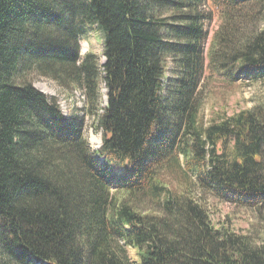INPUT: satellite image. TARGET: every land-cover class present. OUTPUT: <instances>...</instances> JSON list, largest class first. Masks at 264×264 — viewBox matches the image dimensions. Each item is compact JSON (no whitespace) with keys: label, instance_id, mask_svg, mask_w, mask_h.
<instances>
[{"label":"trees","instance_id":"16d2710c","mask_svg":"<svg viewBox=\"0 0 264 264\" xmlns=\"http://www.w3.org/2000/svg\"><path fill=\"white\" fill-rule=\"evenodd\" d=\"M206 2L0 0V264H264V244L160 176L182 158L203 191L264 205V104L199 120L207 69L264 78V0H213L207 50ZM85 24L102 63L81 54ZM36 75L83 91L84 108L65 116ZM82 111L103 132L95 151Z\"/></svg>","mask_w":264,"mask_h":264},{"label":"rangeland","instance_id":"374dc122","mask_svg":"<svg viewBox=\"0 0 264 264\" xmlns=\"http://www.w3.org/2000/svg\"><path fill=\"white\" fill-rule=\"evenodd\" d=\"M213 0H207L203 10H211L213 18L207 21L205 29L207 32V45L220 25L219 8L215 9ZM264 16V13H263ZM264 26V20L259 24ZM84 34L81 38V54L93 52L99 57L102 63L105 61L103 55V32L97 25L85 24ZM32 82L37 89L57 100L65 116H72L80 110L82 100L80 89L65 88L54 80L44 76H34ZM81 91V90H80ZM201 108L199 114L200 123L207 126L212 121L222 116L233 115L239 111L251 109L258 104H264V78L259 81L251 77H242L237 80L229 79L218 71L207 69L205 78L200 89ZM107 101V89L102 82L100 86V98L98 113ZM85 106V105H84ZM85 122V137L91 147L99 149L102 145L103 132L96 131L95 115L80 112ZM181 165L167 168L162 171L163 182L177 193L190 192L209 211L212 222L215 226H225L238 234L248 235L257 244H264V205L252 208L237 205L232 202L223 201L212 193L203 191L194 182V177L186 173ZM133 254V252H132ZM34 264H47L42 261H35Z\"/></svg>","mask_w":264,"mask_h":264}]
</instances>
